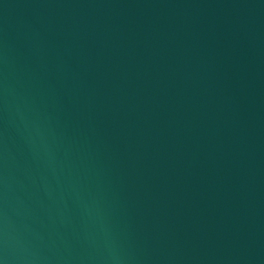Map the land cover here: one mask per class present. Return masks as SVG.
I'll list each match as a JSON object with an SVG mask.
<instances>
[{
  "label": "water",
  "instance_id": "95a60500",
  "mask_svg": "<svg viewBox=\"0 0 264 264\" xmlns=\"http://www.w3.org/2000/svg\"><path fill=\"white\" fill-rule=\"evenodd\" d=\"M0 264H264V0H0Z\"/></svg>",
  "mask_w": 264,
  "mask_h": 264
}]
</instances>
